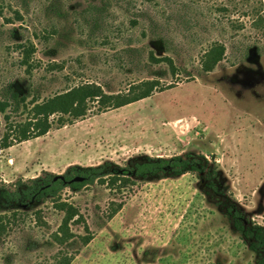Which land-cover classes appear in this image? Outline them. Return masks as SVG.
Returning a JSON list of instances; mask_svg holds the SVG:
<instances>
[{
  "label": "rangeland",
  "instance_id": "rangeland-1",
  "mask_svg": "<svg viewBox=\"0 0 264 264\" xmlns=\"http://www.w3.org/2000/svg\"><path fill=\"white\" fill-rule=\"evenodd\" d=\"M216 44L226 54L213 66L206 54ZM151 53L170 57L176 75ZM146 80L172 88L105 112L89 102L85 118L60 126L55 115L47 135L10 148L0 114V189L72 165L129 170L138 158L198 154L217 173V193L198 173L67 188L60 199L82 219L64 246L52 199L11 208L0 200V264L66 254L71 264H256L226 212L237 204L264 227V0H0V100L26 99L11 101L9 125L25 122L33 101L83 84L112 95Z\"/></svg>",
  "mask_w": 264,
  "mask_h": 264
},
{
  "label": "trees",
  "instance_id": "trees-1",
  "mask_svg": "<svg viewBox=\"0 0 264 264\" xmlns=\"http://www.w3.org/2000/svg\"><path fill=\"white\" fill-rule=\"evenodd\" d=\"M24 51L26 58L23 63L30 67L28 57L32 52L29 48H25ZM225 54V46L216 44L206 55L210 56V61L215 66L223 60ZM149 60L154 64L166 63L172 73L176 75L177 69L170 57L158 58L151 53ZM206 71H211V68L206 66ZM169 88L172 87L163 85L159 80H146L131 85L127 92L109 95L97 84H83L42 102L33 101L32 107L28 111L30 117L25 122L9 125L11 117L8 114V109L12 105L11 101L17 103L20 100L21 102L26 101L25 98H20L17 93L13 92L11 99L0 100V114L3 115L8 126L6 134L2 138V148H10L17 143L47 135L53 127L51 118L55 115H59L60 126H65L66 123L72 124L66 116L74 120L85 118L90 111L89 102L96 101L100 105L98 112H105L142 101L152 97L156 92H163ZM187 173H198L204 178V187L207 190L218 191L217 184L211 177L217 173L210 168L207 158L203 155L188 154L186 157L177 156L170 159L151 157L134 159L131 161L129 170H123L112 163H106L93 167L72 165L60 175L44 171L41 176L28 181L18 180L13 184V189L3 186L0 189V200L3 207L11 208L16 205L27 206L30 203H40L52 199L56 208L64 213L62 224L55 233V242L64 246L74 238L70 224H80L82 219V215L76 208L61 201L60 194L65 189L78 191L96 182L104 181L111 188L122 189L130 183L132 177L136 179L170 178ZM115 212L116 210L112 215ZM226 214L233 229L241 236L249 250L255 254V263L264 264V227L246 219L244 211L237 204L231 203L227 207ZM84 228L88 230L86 225ZM6 230L5 216L0 215V236L4 235ZM83 240V243L87 244L90 238H83ZM71 262L72 256L66 254L54 264H71Z\"/></svg>",
  "mask_w": 264,
  "mask_h": 264
}]
</instances>
